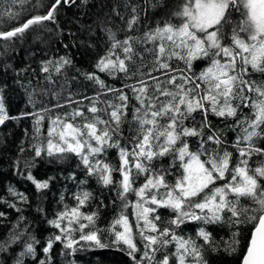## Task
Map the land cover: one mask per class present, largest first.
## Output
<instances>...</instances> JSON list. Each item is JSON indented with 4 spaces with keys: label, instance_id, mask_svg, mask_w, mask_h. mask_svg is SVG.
I'll return each instance as SVG.
<instances>
[{
    "label": "trees",
    "instance_id": "obj_1",
    "mask_svg": "<svg viewBox=\"0 0 264 264\" xmlns=\"http://www.w3.org/2000/svg\"><path fill=\"white\" fill-rule=\"evenodd\" d=\"M191 3L0 0V32L43 17L0 39V264L241 263L264 211V55L242 0L203 47L177 35ZM195 155L211 175L184 195Z\"/></svg>",
    "mask_w": 264,
    "mask_h": 264
},
{
    "label": "rangeland",
    "instance_id": "obj_2",
    "mask_svg": "<svg viewBox=\"0 0 264 264\" xmlns=\"http://www.w3.org/2000/svg\"><path fill=\"white\" fill-rule=\"evenodd\" d=\"M242 1L246 4L248 15L253 21L248 25L251 41L247 47L249 50L248 58L255 61L264 55V0ZM229 3L230 0H192V3L186 7L189 16L188 21L172 30L180 36L196 37L198 46L203 47L204 39L198 35L196 29L206 30L216 24L222 18ZM214 38L215 35L212 39ZM213 42L216 43V39ZM215 68H217V76L222 87L221 91H230L234 83V75L229 74L223 64L217 63L215 64ZM2 107L3 104L0 95V110ZM258 119L256 118L254 122L257 123ZM187 168L186 181L181 185V191L184 195L195 192L202 187L208 182L209 176L211 175L197 155L193 157V160L189 161ZM141 195L143 196L145 194L142 193ZM173 197L175 196L173 195ZM79 198L83 200L85 197L80 194ZM172 200L180 204L177 197L172 198ZM146 201L148 200L144 199L143 203H146Z\"/></svg>",
    "mask_w": 264,
    "mask_h": 264
},
{
    "label": "water",
    "instance_id": "obj_3",
    "mask_svg": "<svg viewBox=\"0 0 264 264\" xmlns=\"http://www.w3.org/2000/svg\"><path fill=\"white\" fill-rule=\"evenodd\" d=\"M51 11L46 15L48 17ZM43 17L29 19L22 26L0 32V39L26 28L29 22ZM240 264H264V211L261 213L255 228L252 231L249 245Z\"/></svg>",
    "mask_w": 264,
    "mask_h": 264
}]
</instances>
